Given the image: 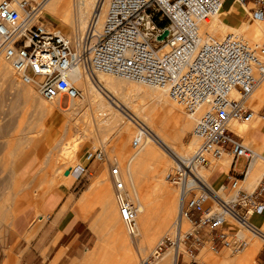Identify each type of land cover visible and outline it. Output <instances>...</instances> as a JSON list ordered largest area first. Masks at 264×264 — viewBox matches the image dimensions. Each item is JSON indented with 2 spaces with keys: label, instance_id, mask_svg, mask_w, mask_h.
I'll return each mask as SVG.
<instances>
[{
  "label": "built area",
  "instance_id": "built-area-1",
  "mask_svg": "<svg viewBox=\"0 0 264 264\" xmlns=\"http://www.w3.org/2000/svg\"><path fill=\"white\" fill-rule=\"evenodd\" d=\"M44 1L0 0V56L21 83L33 86L46 101L73 100L81 90L69 80V71L80 64L91 78L101 72L163 87L171 101L194 117L191 135L198 143L189 155L175 157L166 174L179 186L180 216L191 229L174 239L165 235L151 260L160 257L163 247L184 244L187 237L189 262L181 253L174 264H198L194 251L206 240L212 251L225 248L231 253L241 251L250 237L264 241V173L252 190L242 187L253 151L231 128L232 121L252 118L253 109L246 101L264 81V43L234 33L215 37L201 32V23L219 11L223 0H106L103 11L98 4L84 31L73 38L43 23ZM233 3L244 9L248 19L264 20V0ZM164 31L166 35L158 39ZM233 91L237 97L231 96ZM146 132L139 125L133 147ZM224 154L230 156L229 166L214 189L198 170L211 171ZM103 157L102 147L86 151V160ZM239 157L245 158L241 172L235 169ZM83 172L82 166L72 178L79 179ZM110 175L119 215L133 233L135 207L121 191L118 167L113 166ZM251 215L262 222L252 223Z\"/></svg>",
  "mask_w": 264,
  "mask_h": 264
},
{
  "label": "rangeland",
  "instance_id": "rangeland-1",
  "mask_svg": "<svg viewBox=\"0 0 264 264\" xmlns=\"http://www.w3.org/2000/svg\"><path fill=\"white\" fill-rule=\"evenodd\" d=\"M64 3L66 2L64 1ZM69 6V8L72 9L75 7L72 5V2L69 3ZM40 11L41 19L47 26L54 27L71 38L80 34L78 29L77 31L76 29L72 31L70 28L62 26L59 19L60 15H46L43 9ZM241 20L245 21V24H248L245 26L252 30L255 21L248 19V17H241ZM229 31L231 30L227 29L225 32L222 31L224 34L219 32V35H213L222 37ZM235 33L245 39H249V42L252 41V43L255 41L260 42L257 41L260 40V38L264 40V38H262L264 37V33H262V35L261 33H254L257 35L256 37L254 34L250 35L245 32L244 34L241 32ZM255 38H257V40H255ZM4 61L5 60L0 56V64L2 65L0 66L3 67V70L5 66L6 71L1 70L3 72L0 71V74H2L0 76L4 77L7 73V76L0 78V264H50L53 259L51 260L50 256L47 257L49 242L45 239L48 233L47 217L53 212L60 199H62L66 193L69 194L71 202L74 204L77 198L92 184L93 180H95L96 176L99 174H101L105 178V182H107V192L110 198L105 201L104 198H101V195H99L100 193L93 195L89 194L91 197L81 210V217L87 220L96 239L93 241L78 239L73 246L74 252H77L76 257L69 256L63 259L59 264H69L73 259H77V264H140L142 259H150L149 264H157L162 253L165 251V247L160 251V257L151 260V253L155 245L165 235L171 239H174L175 236V220L177 219V209L175 206L179 187L169 182L166 178L167 172L172 168L173 161L168 159V164L170 162V165L167 164L161 181L156 177V172L151 167H147L144 164H140V166L137 165V168L135 167L134 172L138 177H136L138 179H136V181L138 182L137 188L139 197L146 205L147 203L150 205H147L149 215L148 218L144 219L145 221L143 220L140 233L141 235L144 233H151L146 242L152 241L149 244L147 243V245L146 242H144L142 249L138 248L135 243L132 242L129 243V249L125 248L126 250H124L123 246H119V243L114 242L116 241L114 239L115 231L110 227L113 220L109 219V217L112 216L111 211H113L118 218L117 222L119 224H117V226H119L121 231L118 227L117 229L122 238L125 235L129 237L123 221L118 214L115 189L109 167H118L120 178H125V182L122 180L124 186L123 195L137 208V201L131 195L132 193H130L132 189L131 181L125 177L128 176V173L126 172L127 157L124 156H126V151L129 148L131 149L130 151L139 149V147L137 149V147H132L131 145V141L134 137L133 134L137 131L138 122L133 119L136 122L134 126H131L132 133H130L131 136L129 135L130 137L128 136L129 138L126 140L127 145L124 146V148L123 146L118 148V126H107L103 121V115L100 116L98 114L99 109L97 107V110H95V107L89 106L88 104L85 105V103H83V106H80L81 108L75 107L76 104L83 102V93L79 98L74 100L62 99L60 104L49 103L51 106L55 104L54 108L58 112L57 114H59V120L53 121V119H50L43 113L41 106L37 105V103L35 105L29 103L23 96L21 90L14 89V91H10L13 83L19 81L12 72L9 64ZM108 76L112 78L114 84L106 87L107 91L104 92L105 96L111 100H116L117 106L127 115H130L127 111H131L132 108L136 109L140 105L149 104L148 106L153 105L156 108L158 107L157 109H162V107L169 106L170 103L173 105L176 104L174 109L182 118L181 121H183V123H185L186 120L189 122L186 129L183 130L184 133L181 137L182 146H179L178 143L176 146L182 150L183 146H187L192 142L193 145L189 144L188 146L191 147L182 150V152L189 150L188 153H190L193 151L197 145L196 143H198V140L191 135L194 119L189 117L178 103L171 101L165 96L166 94L163 91L165 99L167 98L169 102L165 104V101L156 96L158 92L156 87L151 88L149 85L127 81L117 76ZM1 82L3 85H1ZM10 83L12 85H10ZM262 83H264V81L252 91L251 95ZM13 87H15V85L12 86L11 90H13ZM25 87L26 85L20 84V88ZM26 88L32 90L33 94L36 96L35 101L39 103L42 101L44 104L47 103L46 105H48V102L39 99L41 97L34 87L27 86ZM251 95L248 97L246 105L253 109V118H255L256 112L258 115H264V103L256 101L255 106L252 105ZM258 119L260 122H264V118L258 117ZM125 122L128 123L126 119ZM160 124H162L161 121ZM255 136L258 138L252 137L251 139H246L241 137L243 143L248 145L252 151H255L258 147L257 145L260 143L259 140H257L260 135L257 134ZM46 141L49 142L48 145ZM98 147H102L103 149V159L86 160L84 153H86L87 150L93 151ZM125 147L128 149H125ZM258 149L257 152H261L260 149ZM122 150H125V153L123 152L124 154ZM46 153H49L50 156L47 155L45 157ZM244 164L245 158L239 157L235 166L238 170H242ZM82 166L84 167V172L79 179H73L71 177L66 179V177L76 175ZM262 169H264V166H262ZM202 170L207 169H201V171ZM226 170L223 175H225ZM213 176L214 175L209 174V181ZM159 182L160 184L162 183V185H160ZM255 182L254 180L249 185L248 191L251 190ZM241 184H243L242 187L246 186L245 183ZM218 186L219 183H213L214 189H218ZM162 187L167 191L163 190ZM173 206L174 208H172ZM24 207H27L23 213L24 228L18 229L13 213L14 211L16 212V209H23ZM40 215H42V217H40ZM94 217H98V223L93 229L90 226V220ZM154 226L155 228L153 229ZM144 229H147V232H145ZM182 229L180 236H183L184 233L191 229L188 220ZM98 233L103 235V242L100 249L96 251L94 255H91L90 251L95 247L94 244L97 242ZM149 239L150 241H148ZM258 239L257 237H250L248 243H251V241H260L259 249L254 257V264H264V253L261 251L262 247H264V241ZM62 242H65V239ZM188 242L189 237L185 239V245L181 242L179 243L186 251L184 258L186 263L189 262L190 259L187 248ZM114 243L116 246H114ZM167 247H170V245L168 244ZM207 249V252H209V255L208 253L207 255L210 257L212 255L213 257L211 258L212 262L219 261L223 256L235 258V256H239L244 250L243 248L238 253H231L227 249L222 248L215 252L210 249V244ZM52 250L51 248L50 252ZM60 250L63 251L62 248ZM198 252L195 250L194 256ZM123 255H126V257ZM53 264H55V262ZM198 264L210 263L198 261ZM213 264H215V262Z\"/></svg>",
  "mask_w": 264,
  "mask_h": 264
},
{
  "label": "bare ground",
  "instance_id": "bare-ground-1",
  "mask_svg": "<svg viewBox=\"0 0 264 264\" xmlns=\"http://www.w3.org/2000/svg\"><path fill=\"white\" fill-rule=\"evenodd\" d=\"M64 1L66 3H64ZM105 1L106 0H104V1L103 0H45L42 4L40 10L43 9V11L45 12L46 15H54V16L60 15L59 19H60V24L62 26L66 27V28H70L72 31L75 29L77 31V29H78L80 34H81V32L84 31V28H85V26H86V24L90 18L91 9L92 8L94 9L99 4V6H101V11H103V5H104ZM71 2H72V5L75 6V7L72 6L73 9L69 8L70 7L69 3H71ZM101 2H103L102 5H101ZM220 9L216 14L206 18L201 23L200 30L202 33L208 32L210 34L212 33V35L213 34L216 35L219 32H222V31L225 32V30H227V29L231 30L232 32L229 31V32L225 33V35L231 34V33L236 34L235 32H241L243 34L245 32L246 34H250V35H252L254 33H261V35H262V33H264V30H262V26H264V22H261L264 20H258V19L253 20V21H255V23H254V26H252L253 27L252 30L249 29L247 26H245V25H248L245 23H242V25L240 24L241 25L240 27L239 26L233 27L232 25L227 24L225 21H223L221 19L222 13H221ZM243 11H244V9H243ZM246 27H247V29H246ZM254 36L256 37L257 35L254 34ZM257 38H255V40H257ZM262 38H264V37H262ZM247 40L249 41V39H247ZM257 41H260V42L255 41L254 43H264V40H262L261 38H260V40H257ZM1 66H0V71L3 70V67H1ZM82 68H81V65L79 64V65L71 68L69 71V80L77 88L82 90L81 95H82V93L84 95L83 102L76 104L75 107L83 106V103H85V105L88 104L89 106L95 107V110H97L96 109V107H97L99 109L98 114L100 116L103 115V121L106 123L107 126H109V127L118 126L119 127V129H118L119 142L117 144L118 148L119 147L121 148L122 146L124 148V146L127 145L126 140H127V138H129L131 136L130 133H132V127L131 126L132 125L134 126V123L136 121L139 124L137 123V126H138L136 128L137 131L135 130L136 133H134L133 136H136V134L139 130V125H141L147 131L145 133V135L143 136L140 144L137 146V149L139 147L138 150L130 151L131 150L130 148L128 149L125 147V149H128L126 151V154H125L126 156L123 155L125 153L124 152L125 150L124 151L122 150V153L123 152L124 153L121 154L124 157H127V163H126L127 164L126 165L127 170H126V172L128 173V176H125V177L131 181L132 189H131L130 193H132L131 195L137 201V203H136L137 208L135 207L136 216H135L134 232L131 233L127 230L124 221L121 219V217L119 215L120 219L123 221L126 232L129 234V237L125 235L122 238V236L119 232V230H120L119 226H117V224H119L117 222L118 218L115 217L114 215L110 216L111 220H113L111 226L113 227L114 224H116V226L119 229V230L117 229L115 231L114 239L116 241H114V242L119 243V246H123L124 250L129 249V243H132V242H134L138 248L142 249L144 242L147 241L149 235L151 234V233L150 234L144 233L141 235V233H140V231L142 229L141 225H143V220L148 218V215H149L148 206H150V205H148L149 203H147V205H148L147 206L146 203L141 201V199L139 197L138 188H137L138 182L136 181V179L138 177H137V174H135V172H134L135 167L137 165L140 166V164H144L147 167L148 166L151 167L156 172V177L158 179H160V181H161V179H163L162 175H163V173L166 169V166L168 164V159H171L173 161V164H174L175 160H176L175 157L183 158V157H185L191 153V152L188 153L189 150L183 151V152H186V153H183L182 150L190 148L191 146L189 147L188 145L192 144V142L189 143L187 146H183L184 148L182 147V150H180L181 148L179 149L176 146L177 143L179 146H182L181 137L183 136V133H184L183 130L186 129V126L189 124V122L187 120L185 123H183V121H181L182 118L174 109V106L176 104L173 105L171 103L169 104V106L162 107V109H157L158 107L156 108L153 105L148 106L149 104L148 105H140L136 109L132 108L131 111L130 110L127 111L130 115L123 113L122 110L117 106L116 100H113V99L111 100L110 98H107V96H105L104 92L107 91L106 87L114 84L113 83L114 81L112 80V78L108 76L110 74L99 72L93 78H91L87 73H85L82 70ZM6 70H7V67H6ZM3 71H5V66H4ZM3 71H1V72H3ZM82 71L84 72V74ZM0 75H2V74H0ZM5 76H7V73L4 75V77ZM2 77L0 76V78H2ZM10 80H11V78H10ZM124 80H126V79H124ZM127 81H129V80H127ZM20 84H23V83H21L20 81L13 83V85H15V87H13V90H11L13 85L10 83V85H12L10 91L12 92V91H14V89L15 90L16 89L21 90L23 96L25 97V99L29 103L34 104V105L37 103V105L41 106V108H42L41 110L43 111V113L45 115H47L50 119H53V121L59 120V114H57L58 112L54 108L55 104H52V106H51V105H49V103L60 104V102H61L60 100L54 99L52 101H46L38 94L41 97L39 99H43L44 101L48 102L49 106L46 105L47 103L44 104L42 101L39 103L38 101H35L36 96L33 94L32 90L26 88L27 86H30V87H33V86L28 85V84H24V85H26V87L20 88ZM140 84H142V83H140ZM1 85H3L2 82H1ZM152 87H156L158 89L156 96L159 97L160 99H162L163 101H165V104H166L168 102L167 101L168 99L167 98L165 99V97H164L165 89L163 87H159V86H151V88ZM111 88H112V86H111ZM155 91H157V90H155ZM19 94H17V95H19ZM165 94H166V92H165ZM165 96H167V94ZM231 96L237 97L238 95L236 94V92L233 91V92H231ZM251 98H252L251 104L254 106H255L256 101L259 103H261V102L264 103V83H262L261 86L257 90H255V92H253V94L251 95ZM74 99H77V98H74ZM256 110H257V108H256ZM189 117H191V116H189ZM100 118H102V117H100ZM123 118H124V120H123ZM191 118L194 119V117H191ZM252 118H253V116H252ZM125 119L128 121V123L125 122ZM133 119L136 121H134ZM257 119L258 118H257V114H256L255 118H253L251 121H248V122L232 121L231 122V128L240 137H244L246 139H251L252 137H257V136H255V135H257V131H258L255 128V123H256ZM160 121L162 122V124H160ZM259 138H261V137L259 136ZM175 139H176V143H175ZM196 139H195V141H196ZM254 140H255V138H254ZM193 143H194V141H193ZM131 145H132V141H131ZM257 146H256L257 149L259 148L261 152H257V149L255 151L253 150V154L251 156V159L249 160L243 182L240 181V184L245 183L246 185H248V187L254 180L255 181L259 180L262 173H264V169H262V166H264V144L259 143V145H257ZM49 153L48 154L46 153L45 157L47 155H49ZM84 156H86V153H84ZM72 157H73V155H72ZM229 157L230 156H228L227 154H224L223 157L221 159H219L218 163L216 162L217 165L215 163V165L211 171H208V170H202L201 171V169H199L198 174L200 176H202L207 181V183H209L213 187L212 181L211 180L209 181V174L213 175L215 169L218 167H221L225 171L228 168V165L230 162ZM168 165H170V162ZM112 167L113 166L109 167L110 173H111ZM136 171H137V169H136ZM205 172H208L209 174L205 173ZM117 178L120 181L124 180V182H125V178L121 179L119 175ZM105 181H106L105 178L101 174H99L96 176L95 180H93V182L90 186V188H94V186H95L98 189L103 190L101 193L102 198H104L105 195L107 194V182H105ZM112 183H113V186L115 189L114 182H112ZM159 184H160V182H159ZM160 185H162V183ZM241 185H243V184H241ZM123 189H124V186H123ZM163 190H165V188H163ZM121 191L123 193V190H121ZM165 191H167V190H165ZM115 194H116V189H115ZM164 194L168 195L166 193H164ZM175 197H176V195H175ZM165 200H167V199H165ZM116 202H117V200H116ZM171 202H173V201H171ZM170 205H168V206H170ZM180 205H181V199H180V193H178L177 199H176V206H175L177 209L176 210L177 214L175 213L177 215L176 216L177 219L175 220L176 226L174 229L175 236L177 235L176 237H178V235L180 236V232H182V230H183L182 228L184 227V225L187 221L185 217L180 216ZM149 208H151V207H149ZM172 208H174V206ZM168 209H170V208H168ZM167 211H169V210H167ZM118 214H119V209H118ZM163 218H165V217H163ZM149 220H150V218H149ZM250 221L256 225H259L262 222V219L256 215H251ZM155 226L153 227V229L155 228ZM144 230H145V232H147V229H144ZM150 239L148 241H150ZM151 241L146 242V245H147V243L148 244L151 243ZM115 243H114V246H116ZM179 243L176 246H170V247L165 248V251L162 253V256L160 257V260L157 264H174L175 259H176L178 254H181V253L186 254V251L184 250L183 246ZM259 243H260V241L259 242L258 241H253V242L251 241V243H248L247 246L244 247L243 252H241V254L239 256H235V258H228L229 256L228 257L223 256V257H221V259L219 261H214V262H215V264H254V257H255V255L259 249V246H260ZM209 244H210V241L206 240L204 245L199 248V252L194 256V258L196 260L209 262L210 264L214 263L211 260V258H213L212 255H211V257L208 256L209 252H207V250H208L207 248L209 247ZM210 249H211V247H210ZM207 253H208V255H207ZM123 256L126 257V255H123ZM145 260L146 259H142L140 264H142L143 261H145ZM149 262L147 264H149Z\"/></svg>",
  "mask_w": 264,
  "mask_h": 264
},
{
  "label": "crops",
  "instance_id": "crops-1",
  "mask_svg": "<svg viewBox=\"0 0 264 264\" xmlns=\"http://www.w3.org/2000/svg\"><path fill=\"white\" fill-rule=\"evenodd\" d=\"M220 11L222 13V17L220 16L221 19L227 24L232 25L233 27H240L242 23H246L245 21L241 20V17H247L243 9L238 5L234 4L232 0H223V4ZM262 30H264V26H262ZM256 114L257 118L262 117L261 115H258L257 112ZM255 128H257L258 130L257 134L261 136V139L259 138L257 140H259L260 143L264 144V122H260L259 119H257L255 123ZM48 143L49 142L46 141L47 145ZM235 169L238 172H241L243 170H238L236 166ZM224 172V169H222L221 167L216 168L213 173L214 176L211 178L212 183L220 184L224 179ZM245 173L243 178L241 179V182H243ZM75 176L76 175L69 176L66 177V179ZM257 181L255 182V184L257 183ZM255 184L252 185L251 190L255 186ZM90 186L82 192V194L77 198L74 204L71 202L69 194L66 193L63 198L60 199L53 212L47 217L48 233L45 239H47L49 242L47 249L49 252L47 253V257L50 256L51 260L53 259L50 264H53L54 262L55 264H59L63 259L68 258L69 256L76 257L77 252H74L73 246L75 245L78 239H88L89 241H93L96 239V236L89 227L87 220L81 217V210L85 206L87 200L91 197L89 194L93 195L100 193L99 195H101V192L103 190L98 189L95 186L94 188H90ZM243 188L247 190L249 187L248 185H246ZM109 198L110 196L107 192L104 197V200L107 201V199L109 200ZM26 209L27 207H24L23 209L19 210L16 209V212L14 211L13 213V217H15V222L18 229L24 228L25 223L23 220V213ZM111 214L115 216V213L113 211H111ZM40 217H42V215H40ZM109 219L111 218L109 217ZM97 223L98 217H94L92 220H90V226L93 229L95 228V225ZM110 227L113 228L114 231L117 230L116 224H114L113 227ZM64 239L65 242H62ZM96 241V244H94L95 247L90 251L91 255H94V253L100 249V246L103 242V235L98 233ZM51 248L53 250L50 252ZM61 248L63 249V251L60 250ZM182 254L183 258H185V254ZM77 262V259H73L69 264H77Z\"/></svg>",
  "mask_w": 264,
  "mask_h": 264
},
{
  "label": "water",
  "instance_id": "water-1",
  "mask_svg": "<svg viewBox=\"0 0 264 264\" xmlns=\"http://www.w3.org/2000/svg\"><path fill=\"white\" fill-rule=\"evenodd\" d=\"M167 31H164L159 37L158 39H162L165 35H166Z\"/></svg>",
  "mask_w": 264,
  "mask_h": 264
}]
</instances>
